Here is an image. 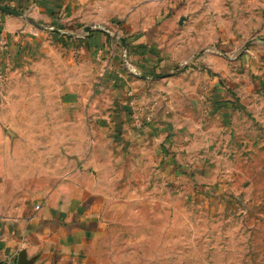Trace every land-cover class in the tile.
<instances>
[{
  "label": "rangeland",
  "instance_id": "obj_1",
  "mask_svg": "<svg viewBox=\"0 0 264 264\" xmlns=\"http://www.w3.org/2000/svg\"><path fill=\"white\" fill-rule=\"evenodd\" d=\"M7 9L10 264H264V0Z\"/></svg>",
  "mask_w": 264,
  "mask_h": 264
},
{
  "label": "crops",
  "instance_id": "obj_2",
  "mask_svg": "<svg viewBox=\"0 0 264 264\" xmlns=\"http://www.w3.org/2000/svg\"><path fill=\"white\" fill-rule=\"evenodd\" d=\"M64 3L65 0H0V6L6 9L9 6L22 11L28 8H30L29 10H32V7H35L36 9L32 11L35 14H41V17L59 16L63 12ZM1 22L3 23L4 29L0 39L7 38V41L9 37H12L16 30H20L24 26L21 19L10 15L8 12L3 13V11L0 10V26ZM25 30H27V28ZM12 40L13 37L11 38V41ZM7 166L8 165H6V169L9 170ZM9 167L13 168V166ZM26 217L6 218L4 215L0 214V264L10 263V261H12L11 259L13 258V254H16V249H14L15 243H13V235L15 231H23L22 229L27 227L29 228L34 225L32 222L33 219L28 221ZM16 221L17 224H15ZM34 257L36 256H31L32 259Z\"/></svg>",
  "mask_w": 264,
  "mask_h": 264
},
{
  "label": "water",
  "instance_id": "obj_3",
  "mask_svg": "<svg viewBox=\"0 0 264 264\" xmlns=\"http://www.w3.org/2000/svg\"><path fill=\"white\" fill-rule=\"evenodd\" d=\"M0 10L3 11V12H8L9 14H16V15H20L22 16L23 18L25 19H28L27 16L23 15V14H20V13H17V12H14V11H10V10H7L6 8H3L0 6ZM91 28H86V31L89 33ZM21 264V263H20Z\"/></svg>",
  "mask_w": 264,
  "mask_h": 264
},
{
  "label": "built area",
  "instance_id": "obj_4",
  "mask_svg": "<svg viewBox=\"0 0 264 264\" xmlns=\"http://www.w3.org/2000/svg\"><path fill=\"white\" fill-rule=\"evenodd\" d=\"M2 81H3V74H2V71L0 69V85L2 84ZM4 264H10V263H4Z\"/></svg>",
  "mask_w": 264,
  "mask_h": 264
}]
</instances>
